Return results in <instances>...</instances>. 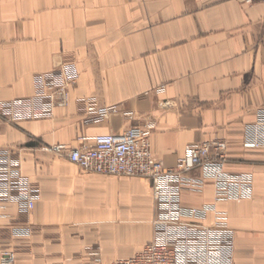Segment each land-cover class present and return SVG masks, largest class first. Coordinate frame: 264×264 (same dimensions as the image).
I'll list each match as a JSON object with an SVG mask.
<instances>
[{"label": "crops", "instance_id": "obj_1", "mask_svg": "<svg viewBox=\"0 0 264 264\" xmlns=\"http://www.w3.org/2000/svg\"><path fill=\"white\" fill-rule=\"evenodd\" d=\"M61 63L79 76L65 105L37 119L0 114V149L20 158L36 198L30 211L0 207V255L93 264L140 253L155 233L151 182L84 171L52 146L154 122L151 147L165 167L188 144L225 141L227 171L253 175L250 198L216 201L208 180L182 204L215 205L234 230L235 264H264V150L247 145L264 119V0H0V102L25 101ZM111 105L134 119L92 120Z\"/></svg>", "mask_w": 264, "mask_h": 264}, {"label": "built area", "instance_id": "obj_2", "mask_svg": "<svg viewBox=\"0 0 264 264\" xmlns=\"http://www.w3.org/2000/svg\"><path fill=\"white\" fill-rule=\"evenodd\" d=\"M78 77L73 65L61 63L36 77L35 93L25 101L0 102V114L13 121L37 119L45 116L42 109L46 108L51 115L56 106L66 104L68 88L77 83ZM119 112L129 119L135 117L134 111H121L111 105L100 108L92 120L100 122ZM154 129V122H145L119 134L81 137L82 143L77 147L52 146L53 151L65 154L84 171L136 176L151 182L156 205L153 241L131 258L113 263L96 259L93 264H235L234 230L226 225L225 216L217 212L215 205L185 208L182 194L201 190L209 180L215 187L216 201L250 198L253 175L227 171L225 141L188 144L178 165L167 168L153 154L150 138ZM247 145L264 150V119L254 123ZM197 170L202 175L195 174ZM35 199L33 184L23 174L20 158L10 148L0 149V207L24 202L30 211ZM209 210L216 213L214 223L199 222L197 218H203ZM0 264H16V252H2Z\"/></svg>", "mask_w": 264, "mask_h": 264}]
</instances>
